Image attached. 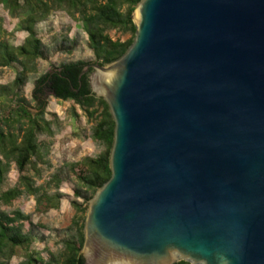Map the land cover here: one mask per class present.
<instances>
[{"label": "water", "instance_id": "obj_1", "mask_svg": "<svg viewBox=\"0 0 264 264\" xmlns=\"http://www.w3.org/2000/svg\"><path fill=\"white\" fill-rule=\"evenodd\" d=\"M134 23L80 76L115 122L84 264H264V0H143Z\"/></svg>", "mask_w": 264, "mask_h": 264}, {"label": "trees", "instance_id": "obj_2", "mask_svg": "<svg viewBox=\"0 0 264 264\" xmlns=\"http://www.w3.org/2000/svg\"><path fill=\"white\" fill-rule=\"evenodd\" d=\"M143 0H0L9 16L18 20L16 32L27 38L22 46L14 47L0 40V68L17 65L21 70L10 85H0V206L12 207L24 197H32L36 211L46 213L60 208L63 195L62 178L50 177L41 185L44 169L50 168L47 159L50 143L40 137L55 135V121H48L46 110L51 97L72 102V117L81 116L92 123L90 139L103 147L96 157L71 164L68 171L76 182L71 203L75 210L72 220V237L64 241L63 250L45 260L32 250L36 241L30 216L19 209L6 212L0 209V264H12L20 252L19 264H84L81 251L84 246V228L89 202L111 178L110 157L114 144L115 122L107 102L97 98L90 89L89 73L81 74L85 67L98 64L106 66L122 58L134 43L136 23L134 15ZM54 11H64L75 20L88 38V47L94 61H76L52 66L34 81L31 101L23 90L28 75L38 71L37 61L45 59L44 45L38 37L37 26L46 21ZM1 29V25H0ZM128 36L124 41L114 40L110 32ZM69 42L64 40L63 44ZM76 44L61 46L59 51L71 55ZM91 72V71H90ZM35 112H33V111ZM13 167L17 182L9 183ZM27 227H29L27 229ZM176 264H189L180 261Z\"/></svg>", "mask_w": 264, "mask_h": 264}, {"label": "rangeland", "instance_id": "obj_3", "mask_svg": "<svg viewBox=\"0 0 264 264\" xmlns=\"http://www.w3.org/2000/svg\"><path fill=\"white\" fill-rule=\"evenodd\" d=\"M18 22V20L11 18L0 5V40H5L14 47L22 46L27 34L16 32ZM37 31L38 37L44 45L45 59L36 62L37 73L28 75V82L23 90L28 101H31L35 79L48 72L52 66L80 60L94 61V56L88 47L87 35L77 22L64 11H54L46 21L37 26ZM110 36L114 40L122 41L128 38V36L116 31L110 32ZM64 40L69 42L63 44ZM69 44H76L71 55L59 51L61 46ZM20 70L17 65H13L12 68H0V85L13 83L17 72ZM72 107V102H64L54 97L49 98L46 118L48 121L57 122L54 128L55 135L52 138L40 137V141L50 143L47 157L50 168L44 169L43 180L38 181V185L48 181L54 175H59L62 178L63 184L60 187V192L63 198L60 208L46 213L37 212L34 198L27 196L22 197L15 206H0V209L6 212L19 209L24 215L31 217L34 225L32 231L36 237L32 250L39 252L45 260H50L52 255L59 254L63 250L64 241L72 237L70 227L75 216V210L71 203L77 200L74 197V189L77 187L75 180L69 174L68 166L80 163L88 157L94 158L103 151L102 146L95 144L90 139L93 124L89 123L78 109L81 117L78 120L74 119L71 112ZM17 175V171L13 167L9 175L10 185L16 184ZM22 260L23 253L20 252L13 259L12 264H19ZM180 261L182 260L178 259L177 263Z\"/></svg>", "mask_w": 264, "mask_h": 264}]
</instances>
